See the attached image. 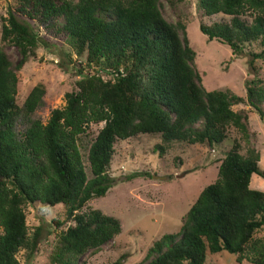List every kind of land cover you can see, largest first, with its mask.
I'll return each mask as SVG.
<instances>
[{"label": "trees", "instance_id": "obj_1", "mask_svg": "<svg viewBox=\"0 0 264 264\" xmlns=\"http://www.w3.org/2000/svg\"><path fill=\"white\" fill-rule=\"evenodd\" d=\"M164 6L163 0H17L8 11L0 31V264H22V249L23 264H31L39 251L43 226L28 233L27 205L64 207L63 219L52 220L57 230L46 264H84V254L120 233L117 218L86 206L113 186L108 168L116 141L159 135L153 149L162 156L174 142L215 148L230 126L247 141L245 154L233 139L216 179L190 205L179 231L155 240L136 264H205L209 255L225 252L237 263L264 264V238L256 235L264 228V192L249 186L252 174L264 178V172L259 151L248 144L250 111L264 119V80H247L244 95L207 90L182 18L166 19ZM196 9L229 18L199 24L208 40L222 41L234 55L247 51L249 64L264 59V0H196ZM40 28L63 38L78 75L65 104L45 123L30 119L42 102V84L22 106L16 99L19 70L39 45L50 44ZM3 44L17 49L16 62ZM20 116L28 125L16 132ZM100 122L81 147V136ZM124 257L111 264H123Z\"/></svg>", "mask_w": 264, "mask_h": 264}, {"label": "rangeland", "instance_id": "obj_2", "mask_svg": "<svg viewBox=\"0 0 264 264\" xmlns=\"http://www.w3.org/2000/svg\"><path fill=\"white\" fill-rule=\"evenodd\" d=\"M16 1L0 0V31L3 19L9 10L14 9ZM163 3L166 19L182 18L189 45L195 52V67L207 90L228 89L237 95H244L247 80L254 75L264 80V59H256L249 64L247 51L234 55L228 45L216 39L208 40L199 30L200 23L208 25L214 21H228L229 18L220 14L203 16L196 9V0H174L172 5L163 0ZM244 18L250 20L249 16L245 15ZM38 33L50 44L39 45L35 57H30L19 70L16 99L18 105L22 106L29 91L36 84H42V102L30 115V119L45 123L53 109L65 104V94L75 89L78 75L73 72L67 58L70 51L67 45H62L63 38L47 34L41 28ZM51 44L54 47H50ZM3 46L13 62L20 58L14 46ZM59 47L63 49L58 50ZM27 125L26 118L20 116L16 121V132L23 131ZM102 125L103 122H100L89 127L80 138L81 147L88 146ZM233 139L240 141L241 153L245 154L247 141L232 126L229 127L227 138L215 148L207 144L174 142L169 144L162 156L153 149L161 142L159 135L138 134L116 141L108 168V174L114 180L113 186L103 197L91 199L86 206L117 218L121 231L104 244L101 250L84 254L81 257L84 264H111L121 255L125 256L123 264L140 263L155 240L163 234L178 232L187 210L200 191L216 179L220 160L231 148ZM248 141L259 151L258 165L260 171L264 172V119H260L253 110L249 114ZM85 154L83 151L84 165L89 173ZM249 186L264 192V178L252 174ZM25 213L28 233L43 226L39 235V251L31 264H46L57 230L52 220L63 219L64 207L57 205L41 208L37 203L27 205ZM256 235L264 238V228ZM17 259L24 263L25 250H20ZM205 264L250 263H237L233 255L225 252L209 255Z\"/></svg>", "mask_w": 264, "mask_h": 264}]
</instances>
